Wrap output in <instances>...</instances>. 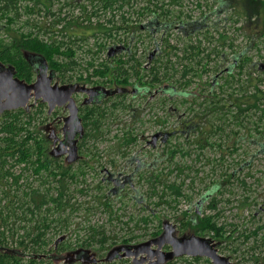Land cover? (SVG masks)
Wrapping results in <instances>:
<instances>
[{
	"label": "rangeland",
	"instance_id": "374dc122",
	"mask_svg": "<svg viewBox=\"0 0 264 264\" xmlns=\"http://www.w3.org/2000/svg\"><path fill=\"white\" fill-rule=\"evenodd\" d=\"M262 1L118 0L113 10L100 12V21L113 23L115 31L111 38L98 33L79 42L81 46L74 47L76 64L66 72V80L81 74L78 83L87 87L124 93L102 97L97 103L103 108L97 132L91 129L93 135L83 141L79 157L67 163L65 147L59 159L61 166L77 172L74 179L64 181L69 205L49 216L54 221L53 242L63 237L60 242L70 244L61 256L92 237L91 229L107 238L103 249L96 241L88 248L102 254L130 236L135 237L130 243L147 240L164 222L172 224L177 235H200L180 221L184 212L193 215L199 209L205 214L219 212L216 221L224 226L225 237L212 239L220 254L229 256L232 264H264V116L260 115L264 96L256 110L239 114L231 105L240 99L253 102L254 86L264 93ZM63 2L54 1L52 12L58 13ZM26 5L19 0L15 10L0 12L1 44L18 43L32 32L27 21L47 19L44 11L30 16ZM155 5L161 7L160 18L146 11ZM66 13L80 11L63 7L61 15ZM136 24L140 28H132ZM97 42L107 46L99 47ZM126 52L135 61L122 67L117 59L127 58ZM235 53L239 59L249 57L242 74L231 64ZM102 61L112 68L103 77L93 75ZM154 66L160 82L143 85ZM118 69L129 74L126 84L114 78ZM163 74L168 79L161 82ZM76 98L79 103L83 95ZM23 111L33 116L24 126L48 138V151L57 147L62 139L61 117L67 112L49 113L45 103H33ZM25 114L23 122L28 120ZM189 121L198 125V132L185 128ZM54 185L49 179V188ZM213 199L216 206L210 209L207 205ZM175 264L209 263L185 257Z\"/></svg>",
	"mask_w": 264,
	"mask_h": 264
},
{
	"label": "trees",
	"instance_id": "16d2710c",
	"mask_svg": "<svg viewBox=\"0 0 264 264\" xmlns=\"http://www.w3.org/2000/svg\"><path fill=\"white\" fill-rule=\"evenodd\" d=\"M18 1L0 0V12L6 13L15 10ZM22 1L29 3V5H26L25 12L30 16L41 14L44 11L43 15L47 19L45 21H36V19L32 22L27 21V23H30L32 32H28L25 37H22L20 42L17 43L16 40H13L9 44L0 43V61L12 65L16 70V75L20 78L31 80L33 78L32 67L27 63L24 52L33 53L43 64H47L53 73H56L57 77H60L61 83L82 81L83 76L81 74L76 77V80H72L71 76L70 79L66 80V72L72 70L76 64L73 59L76 51L74 47H80L79 42L86 41L88 37L96 36L98 33L102 37H112L113 30L116 28L115 25L112 23L109 26L100 21L98 17L100 12L105 13L107 10H113V6L118 0H85L83 3L81 0H64L58 8V13L52 12L53 2L58 0ZM150 1L152 2V0ZM262 2L264 4V1ZM63 7L79 8L80 13L61 15ZM146 11L152 17H161V7L157 5L154 8L148 7ZM108 22H112L111 19ZM122 22L125 23L126 21L123 20ZM165 26L169 27L170 25L165 23ZM132 28L137 29L140 26L136 24ZM165 41L168 43L167 39ZM98 44L99 47L105 46L104 42ZM167 46L169 45L167 44ZM237 54H233L231 64L237 68V74H242L249 57L244 55L239 59ZM124 55L127 58L118 57L117 59L122 67L130 60L135 61L133 55L128 52ZM88 64L94 66L92 62H88ZM111 68L112 65L102 61L93 68L92 74L103 77ZM135 73L139 75L140 71L135 70ZM128 76L127 71L123 72L122 70L120 72L118 69L114 78H120L119 82L126 84ZM144 76L145 74L141 77ZM146 77H148V80L143 82V85L158 84L160 82L158 66L151 67ZM229 77L230 79L234 78L233 74H229ZM167 79L165 74L161 76V82L167 81ZM247 82L249 83L250 79ZM254 88L253 102H243V99L231 102V105L235 106L239 114L252 108L259 109V103L264 93L257 86H254ZM244 103L245 107H243ZM102 110L103 108L96 104L87 112L86 117L92 125L89 130L93 129L94 133L97 132L96 128L99 123L97 117L99 118L102 115ZM260 110V115L264 116V110ZM24 114L23 109H16L5 111L0 115V264H53L51 260L36 259L41 255L52 252H62L70 246L65 242L56 244L53 242L50 231L53 228L54 221L49 216L52 212L61 211L69 205V195L66 193L67 188L64 181L67 178L74 179L77 172L69 165L61 166L59 159L51 151H48L45 146L49 141L48 138H43L24 126V124L29 125L33 119V116L25 114L28 120L23 122L21 116ZM184 126L187 129L192 128L193 132L199 131L198 125L193 121L184 123ZM89 130L85 132L83 141L88 136L93 135L92 130ZM83 141L79 145L80 149ZM15 166H21L19 171L14 170ZM26 171L29 173L26 174ZM78 171L83 174L81 168ZM28 178H30V181ZM49 179L55 181V185L51 188H49ZM35 181H37L36 184ZM170 188L173 187L170 186ZM215 188H218V185H215ZM172 190L176 195L180 194L178 189ZM215 206L214 199L207 205L210 209H214ZM184 214L183 227L186 225L194 226L198 233L212 238L225 237L224 226L216 221L219 212L204 213L203 217L196 216L195 219L187 217L186 213ZM143 221L146 223L148 220L144 217ZM160 229L157 228L149 236L157 235ZM91 231L90 235L92 237L89 236L87 239L82 240L78 247L88 249L96 241L95 243H98L99 247L103 249L107 240L106 236L95 229H91ZM98 235L100 236L95 240L94 237ZM134 238V236H130L121 239V242H132L131 239ZM20 255H29L30 257L27 259ZM200 260L211 264L205 258H191V261L195 263ZM175 262L170 261L168 264H175Z\"/></svg>",
	"mask_w": 264,
	"mask_h": 264
},
{
	"label": "water",
	"instance_id": "95a60500",
	"mask_svg": "<svg viewBox=\"0 0 264 264\" xmlns=\"http://www.w3.org/2000/svg\"><path fill=\"white\" fill-rule=\"evenodd\" d=\"M13 66H6L0 62V115L5 111L27 109L29 101L41 100L48 105V112L56 106L65 105L69 109V115L65 118L63 133L72 134L73 130L65 129L66 125L78 124V109L73 98L74 94L89 92L92 94L96 88H90L80 83L54 84L51 85V77L40 73L35 80L27 83L14 76ZM110 91L105 92L107 95ZM78 132V131H77ZM76 133H73L75 135ZM80 134V132H79ZM156 138V136L154 137ZM65 150H60L63 154ZM69 161L77 157L75 141L70 143L67 151ZM169 245L170 249H162ZM123 251L121 256L133 257L134 264H166L173 259L186 255L190 257H204L212 264H232L228 257L218 253L216 243L209 238L195 234L176 236L171 224L165 225L164 231L158 236L135 245H122L113 248L110 252Z\"/></svg>",
	"mask_w": 264,
	"mask_h": 264
},
{
	"label": "flooded vegetation",
	"instance_id": "af4514ba",
	"mask_svg": "<svg viewBox=\"0 0 264 264\" xmlns=\"http://www.w3.org/2000/svg\"><path fill=\"white\" fill-rule=\"evenodd\" d=\"M24 57H25L27 63L32 67L33 78L31 80H25V79L20 78L19 76L16 75V70L13 67L14 68V71H15L14 76H16L17 78H19L21 80H24L27 83H31V82H33L35 80V78H36V76L38 74L45 73L47 76H50L51 77V82H50L51 85H54V84H58V85L69 84V83H61L58 80V77L56 76V73H53L52 69L47 64H43L38 59V57H35L34 56L33 53H26V52H24ZM1 63H3V62H1ZM3 64L6 65V66H12L9 63H3ZM75 83H78V82H75ZM90 88H96V90L92 94H90L89 92L77 93V94L83 95V99L81 101H79V103L76 100L77 99L76 98V94L73 95V98L75 100V104H76L77 109H78L77 119H78L79 122H78V124H74V121H73V122H71V124H68L65 127V129H67V130L68 129L73 130L72 131V134H70V135H67L66 134L65 135L63 133V128H64V125H65V118L69 115V109L65 105H62V106H56L52 110L53 113H56L59 109H62L64 112L65 111L67 112V114L65 116L61 117L62 118V127H61V130H62V139L58 141L57 147L52 148L50 150L51 153L54 154L55 157L58 158V159H60L62 157L61 156L62 154H59V151L60 150H65L64 149L65 147H68V149H66V150H70L69 149L70 148V143L73 142V141H75V144H76V147H77V152L79 151V145H80V143H82L83 138H84V135H85V132L87 131L88 126L90 125V124H88V120L89 119L86 117L87 112H88V110L90 108H92L99 101H101L102 97L106 96V95H104L105 92L110 91L107 94L108 96L109 95L115 96V95H119V94H123L124 93L123 90H118L117 92L113 91L110 88H109L110 90H108V89L105 90L104 89L105 87H102V86H93V87H90ZM31 100H32V102H30ZM31 100L29 101L30 106L33 103H38V104H43L44 103L41 100L34 101L33 98ZM47 108H48V105H47ZM79 132H80V134H79ZM73 133H76V134L73 135ZM68 155L65 157V160H66L67 163L70 162ZM77 157H79V156H77ZM51 158H53V157H51ZM184 213H186L187 214V217L189 216V218H191V219H195L196 216L203 217V214H204L203 211L202 210L200 211L199 209L194 210L193 215H188L187 212H184ZM184 213H183V216L180 219L181 224H182V221L184 220V217H185V214ZM167 224H170V223H167V222L162 223L160 232L157 235H155V236H149V238L147 240H149L151 238H154V237L158 236L160 233H162L164 231L165 225H167ZM174 234L176 236L186 235V234L177 235L176 228L175 227H174ZM198 234H200V233H198ZM198 236L208 237V235L206 236L204 234H200ZM62 238L63 237H59L55 241V244L58 243V242H60L62 240ZM209 238L212 239V237H209ZM143 241H146V240H143ZM143 241L134 242V243H130V242L124 243L123 242L120 245L113 246L112 248H110L104 254H102V252H91L90 249H84L82 247H78V248H76L74 250L67 251L64 256H61L62 255V252H59V253L58 252H52V253H49L47 255L46 254L45 255H41L36 260L47 259V260H51V262L53 264L55 263L54 261H56L58 259L65 260L66 261V262L64 261L65 264H134V258L132 256L131 257L121 256V254L123 253V251H115V252H110V251L113 248L118 247V246H122V245H135V244H139V243H141ZM214 243H216V242H214ZM162 249L165 250V251H168L170 249V246L169 245H164L162 247ZM217 251H218V249H217ZM20 256H24L27 259L30 257L29 255H20ZM185 257H190V256L183 255V256H180V257H177V258L173 259L172 261H176L177 259H182V258H185ZM226 257L229 258V256H226ZM190 258H196V257H190ZM200 258H203L204 259V257H200ZM205 259H207V258H205ZM229 260H230V258H229ZM210 263H211V261H210ZM143 264H145V263H143ZM166 264H168V262Z\"/></svg>",
	"mask_w": 264,
	"mask_h": 264
}]
</instances>
